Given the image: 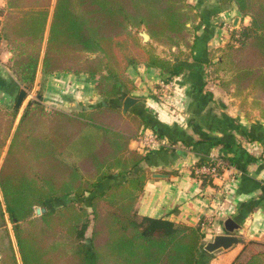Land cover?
Returning a JSON list of instances; mask_svg holds the SVG:
<instances>
[{
	"label": "trees",
	"instance_id": "16d2710c",
	"mask_svg": "<svg viewBox=\"0 0 264 264\" xmlns=\"http://www.w3.org/2000/svg\"><path fill=\"white\" fill-rule=\"evenodd\" d=\"M218 3H233L250 18L218 49L217 63L229 73L223 85L234 84L236 94L252 90V105L264 118V0ZM51 6L52 0H5L0 37L11 52L10 70L31 88L42 54L43 75H83L105 102L67 112L33 98L15 128L18 109L0 105V264H196L200 223L138 214L145 173L132 172L152 150L129 143L145 121L106 103L121 86L132 88L130 66L157 69L163 78L183 71L182 59H173L180 52L162 57L137 32L144 28L168 50L189 47L193 6L187 0H55L42 50ZM55 202L62 203L47 207ZM36 208L44 211L37 215ZM230 264H264V241H247Z\"/></svg>",
	"mask_w": 264,
	"mask_h": 264
},
{
	"label": "crops",
	"instance_id": "0c3cea01",
	"mask_svg": "<svg viewBox=\"0 0 264 264\" xmlns=\"http://www.w3.org/2000/svg\"><path fill=\"white\" fill-rule=\"evenodd\" d=\"M187 2L193 6L195 19L186 23L191 31L189 47L179 45L168 50L180 52L178 57H171L182 59L184 69L171 77L172 90L167 98L161 99L155 90L163 75L157 69L135 64L127 69L132 88L121 86L118 96L106 103L121 111L125 97L136 98L127 112L145 121L141 131L156 130L162 136V144L147 149L152 150L148 158L132 172L145 173L136 204L138 214L188 225L209 218L208 229L201 227L204 238L196 264H230L242 244L211 253L204 249L213 235L223 233L222 223L227 217L239 224L236 233L246 241H264V118L252 105V90L236 94L234 84L225 88L229 73L217 63L222 60L218 49L250 18L242 17L233 3ZM4 6L5 0H0V9ZM224 22L231 23L232 30L225 28ZM148 42L153 43L150 38ZM153 46L167 50L155 43ZM10 58L11 52L0 37V103L6 107L14 106L18 91L26 86L10 70ZM41 82L42 92L38 94ZM93 84L92 79L67 72L43 75L39 64L33 86H26L27 100L35 97L47 108L67 112L91 109L105 102ZM129 147L141 148L137 138ZM213 156L228 164L221 177L206 182L196 178L191 166Z\"/></svg>",
	"mask_w": 264,
	"mask_h": 264
},
{
	"label": "water",
	"instance_id": "95a60500",
	"mask_svg": "<svg viewBox=\"0 0 264 264\" xmlns=\"http://www.w3.org/2000/svg\"><path fill=\"white\" fill-rule=\"evenodd\" d=\"M54 2L55 0L52 1V7H51V12H50V15H49V19H48V23H47V30H46V34H45V39H44V44H43V49L44 50V46H45V42H46V38H47V33H48V28H49V24H50V21H51V17H52V11H53V5H54ZM188 25V24H187ZM138 35L140 36L141 38V42L142 43H145L149 40L150 36L149 34L145 31V29H141L139 32H138ZM43 53V51H42ZM41 59H42V54H41ZM41 59L39 61V64L41 65ZM26 86H24L23 88H20V90L18 91V94L16 96V99H15V108H17L19 110L18 114H17V118H16V121H15V124H14V128L16 127L18 121H19V118L21 116V113L24 109V106L26 104V102L28 101L27 99V90H26ZM137 101L136 98L134 97H131V96H127L124 98L123 100V103H122V107H121V113L123 115L126 114L127 110L129 109V107L134 104L135 102ZM24 103V104H23ZM10 141V139H9ZM8 141V143H9ZM8 143H7V146H8ZM7 146L5 147V151L7 149ZM5 153V152H4ZM4 153H3V156H4ZM2 156V157H3ZM2 162V158L0 160V164ZM157 175V174H156ZM44 209H40V208H36V214H40L41 212H43ZM223 233H218V234H215L212 236L211 240L210 241H207L205 244H204V249L211 253V252H214L216 250H226V249H229L235 245H238V244H245L247 241L246 239L237 234L236 233V230L239 229V224H237L232 218L230 217H227L223 223ZM10 233H11V236H12V241H13V245L16 249V244H15V240H14V237H13V234H12V231L10 229ZM18 256V260L20 262V259H19V255Z\"/></svg>",
	"mask_w": 264,
	"mask_h": 264
},
{
	"label": "built area",
	"instance_id": "2783aa9c",
	"mask_svg": "<svg viewBox=\"0 0 264 264\" xmlns=\"http://www.w3.org/2000/svg\"><path fill=\"white\" fill-rule=\"evenodd\" d=\"M223 26L228 30H232V24L229 22H224ZM156 93L161 99L167 98L170 91L172 90V81L171 77L161 78L157 82ZM140 150H147L152 148L154 145H161L162 140L158 135H156L152 130L141 131L136 137ZM227 162L221 157H210L208 160H205L201 163H195L191 166V173L199 179L204 177H209L211 179H218L221 177V173L225 167H227ZM200 226L208 229V223H210L209 218H204L199 221Z\"/></svg>",
	"mask_w": 264,
	"mask_h": 264
},
{
	"label": "rangeland",
	"instance_id": "374dc122",
	"mask_svg": "<svg viewBox=\"0 0 264 264\" xmlns=\"http://www.w3.org/2000/svg\"><path fill=\"white\" fill-rule=\"evenodd\" d=\"M141 29H139L138 30V32L140 31ZM137 32V33H138ZM139 36V35H138ZM140 37V36H139ZM140 42H141V38H140ZM142 43V42H141ZM142 44H147L148 46H149V48L151 49L152 48V50L154 51V53H156V54H158V55H161L162 57H168V58H171V56L174 54V53H176V52H178V50L177 49H175V51L172 53L171 51H168V49L167 50H157V48L155 47V46H153V43H150V42H145V43H142ZM35 98V97H34ZM15 99H16V97H15ZM11 103H14V100H13V102H11ZM24 104V103H23ZM0 105H2L1 103H0ZM12 105V104H11ZM9 106V107H6V106H4V105H2L3 107H5V108H7L8 110H11L12 108H13V106ZM86 198V197H85ZM84 201H87L86 199H84ZM60 203H62V202H55L54 204H48L47 205V207L48 208H51V207H53V206H56V205H58V204H60ZM36 212V211H35Z\"/></svg>",
	"mask_w": 264,
	"mask_h": 264
}]
</instances>
